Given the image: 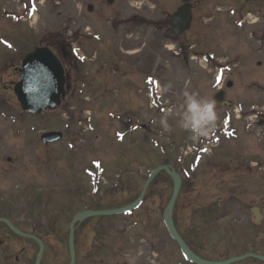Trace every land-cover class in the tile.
<instances>
[{
	"label": "rangeland",
	"instance_id": "1",
	"mask_svg": "<svg viewBox=\"0 0 264 264\" xmlns=\"http://www.w3.org/2000/svg\"><path fill=\"white\" fill-rule=\"evenodd\" d=\"M174 2L35 0L32 4V0H0V56H12L19 45H27L31 50L34 44L53 39L66 43L74 68L70 72L73 89L66 94L61 107L43 119L35 118L36 167L23 169L28 171V178H34L36 194H45L41 199L48 204L46 210L39 205L36 208L37 227L46 236L48 246L45 264L69 262V225L76 213L88 206L115 208L134 202L150 171L162 164L173 165L183 174L176 220L197 248L226 259L242 250L238 243L247 242L244 237L239 238L238 226L245 224L246 217L252 219L251 206L264 201V170L261 173L253 170L251 177L255 180L240 183L237 198L245 201V208L233 205L227 209L229 217L217 223L211 216L220 208H214L212 200L226 199L232 191L225 195L224 190L222 195L220 190L225 187L214 186L208 163L223 156L225 166L238 165L237 171L246 172L257 164L264 167V128L246 126L257 114L264 118V62L258 66L256 60L260 58L253 57L254 61L246 58L237 61L241 42L236 19L232 21L235 0H200L197 22L200 24L196 29L202 31L196 50L201 54L182 51L178 58L170 50L174 46L172 37L169 39V32L160 27L167 23L162 19L172 12ZM89 4L94 5L93 12L88 11ZM135 15L142 20L139 17L135 20ZM130 19L136 23H129ZM244 33H252V28ZM2 39L13 48L3 45ZM205 52L212 54L210 61H205ZM56 53L62 59L61 52ZM75 65L80 67L77 73ZM221 72L240 88L252 84V89L247 86V91H242L252 95L254 101L246 98L249 104L258 106L257 111L244 112L246 108L240 100L233 99L243 95L238 88L228 91L227 102L231 106L216 101L218 84L222 85L216 79ZM147 77L159 80L158 90L155 85L148 89ZM189 88L199 101L214 102L217 116L209 134L197 139L192 138L191 129L182 127L183 120L192 115L188 111ZM3 89L6 85L0 89V98L6 94ZM226 109L232 116L225 114ZM240 109L243 116L238 119ZM225 118L233 123L234 130L238 129L240 138L222 137L220 143L213 142L222 132ZM136 121L147 128L135 130ZM53 129L63 131L64 138L55 144H43L41 135ZM208 142L211 145H206ZM202 145L209 146L213 153L203 155L201 166L193 172L190 164ZM99 168L104 173L98 179ZM23 172L20 183L25 182ZM78 178H81L78 184L70 187ZM67 188L72 191L63 204ZM172 190V180L163 173L151 185L143 205L131 215L97 216L83 222L77 240L78 264L186 263L163 222ZM236 217H240V224L230 223ZM226 226L232 228L225 231ZM258 235L255 241L264 244V227ZM234 264L260 262L246 259Z\"/></svg>",
	"mask_w": 264,
	"mask_h": 264
},
{
	"label": "flooded vegetation",
	"instance_id": "2",
	"mask_svg": "<svg viewBox=\"0 0 264 264\" xmlns=\"http://www.w3.org/2000/svg\"><path fill=\"white\" fill-rule=\"evenodd\" d=\"M185 2L193 4V24L189 31L180 36H174L171 30L170 17L162 19L167 23L160 25L161 28L164 27L169 32L170 37L169 35L167 37L169 39L172 37L171 41L174 43V46L173 48H170V50H172L173 54L178 58L182 56V51L201 54L196 50V47H198L200 43L198 36L200 37L202 31L196 29V26L200 24L197 22L199 21L198 7L201 6V2L200 0H175L173 4L175 7L171 6V8L175 9ZM233 12L232 17L234 18L232 21H235L236 19V29H238V32L240 33L239 36L241 42V52L237 56V60L241 62V60L243 61L246 58L254 61L253 58H260L257 62L258 65L262 64L264 62V0H235V8ZM138 17L139 16L137 15L135 20H138ZM139 19L142 20L141 17H139ZM129 23L136 22L130 19ZM250 27L252 28V33L246 35L244 31L248 30ZM208 37H210L209 33L206 34V38ZM40 44L43 46H50L55 52H61L63 57L62 60L67 69L68 83L66 91H72L73 87L70 81L73 78L71 73L74 68L71 64L66 43L52 39L49 42L41 41ZM27 48V45H19L12 51V56L8 54L5 55V58H3V54L0 56V89L3 85H6V89H3L6 94H3L0 98V117L2 115L4 116V118L0 119V264H36L37 248L39 249V246L35 240V236H38L43 240L46 239V236L39 231L40 227H37L36 221V208L39 203H42L38 198H41L42 195L39 194L38 196L36 194L34 178H28V171L23 172V169L25 170V168L26 170H30V165L33 167V170H35L36 167L34 116L27 112H23L15 94V85L21 78V67L25 55L27 54ZM206 54L207 52L203 53V57H207ZM191 59L194 58L192 57ZM186 60L189 61L187 55ZM75 67L77 73L80 70V67L79 65H75ZM218 81L222 83V85H218L219 90L225 93L227 98L229 97V90L238 88V90L241 91L240 93L243 95L233 99L240 100L238 102H241V104L244 105V108H246L244 112L251 113L257 111L255 107L257 108L258 106L254 103L249 104L250 100L246 98L249 96V98L251 97L253 100L252 95L250 96L248 92L242 91H247L246 87L249 85L246 84L244 87L241 84L243 88H240L239 84L236 83L234 85L233 81L229 79L226 80L223 76H221ZM188 91L190 92V90ZM225 105L231 106L229 102ZM248 105L251 106L248 107ZM29 117L31 119H29ZM256 117L258 119L254 120L252 126L258 125L259 127H264V119H259L258 116ZM217 166L219 168H217ZM222 166H225V163L220 160H216L213 163L212 161H209L208 163L209 175L213 176L215 181L214 186L219 188L224 186L225 188L222 190L227 189V191H232L229 195L230 198L212 200L215 203L213 207L220 208L215 216H211V218L217 223L218 221L229 217L227 209L231 208L233 205H241V208H243L244 202L237 198V192L240 191L239 189L242 187L240 182L244 185L248 184L251 180H255V178L251 177V172L253 170L258 172L264 170L262 168H256L243 172L242 169L236 171V167L226 168ZM225 169H229L231 172H228V170ZM21 172L26 176L24 183H20ZM244 176L247 177L244 178ZM79 179L81 180V178L76 180L77 184ZM222 190H220V192ZM258 206L264 216V201L259 203ZM4 219L10 221L18 230L25 234V236L15 233ZM239 219L240 217H236L234 218V221L230 223H239ZM263 227L264 217L263 221L260 222L256 221L253 214L252 219L246 217L245 224L238 226V228H240V235L238 236L239 238L244 237L247 242L238 243V247L240 250L242 248V250L237 251L236 253L244 254L252 252L264 256V244L255 241L258 239L257 236H260L258 233H260V230ZM230 228L232 227L226 226L225 231ZM262 240H264V238ZM47 248L48 246L46 244V249ZM217 257L221 258L220 256ZM247 259H254L260 262V264H264V261L257 258L250 257ZM42 264H44V261Z\"/></svg>",
	"mask_w": 264,
	"mask_h": 264
},
{
	"label": "water",
	"instance_id": "3",
	"mask_svg": "<svg viewBox=\"0 0 264 264\" xmlns=\"http://www.w3.org/2000/svg\"><path fill=\"white\" fill-rule=\"evenodd\" d=\"M113 2V0H110ZM93 6H90V10ZM193 21L192 4L186 3L180 6L176 12L171 16V28L175 35L179 36L182 33L190 29ZM66 84V75L63 65L60 60L53 54L49 48H37L35 51L30 53L24 61V69L22 71V81L16 86V94L22 103L23 109L30 111L34 114H40L41 112L48 109H55L61 102V96L64 93ZM217 100L223 102L225 100V95L220 93L217 95ZM62 133L49 132L43 135L45 142H55L62 138ZM165 171L173 179V193L172 197L164 212V222L171 237L178 243L181 248L182 253L185 257L195 263V264H230L235 261L245 259L251 254H246L243 256L231 258L229 260H208L202 258L196 254L186 243L180 232L178 231L175 221H174V208L178 200L181 187H182V177L181 175L172 167L168 165H162L155 169L147 179L144 188L142 190L139 198L132 204L116 209L108 210H87L78 214L70 227V253L71 262L75 263L76 259V249H75V224L81 222L83 219L92 216H104V215H115L126 213L136 209L143 201L147 189L154 178L161 172ZM254 214L257 219L261 218V214L258 208L253 209ZM12 226V225H11ZM14 231L22 234L20 231L16 230L12 226ZM36 238V237H35ZM40 244V251L37 254L36 260L37 264H40L42 254L44 251V244L39 239L36 238ZM264 260L263 256H256Z\"/></svg>",
	"mask_w": 264,
	"mask_h": 264
},
{
	"label": "clouds",
	"instance_id": "4",
	"mask_svg": "<svg viewBox=\"0 0 264 264\" xmlns=\"http://www.w3.org/2000/svg\"><path fill=\"white\" fill-rule=\"evenodd\" d=\"M188 111L192 113L187 120H183L182 127L191 129L192 138L197 139L209 134L215 121V112L213 111L214 102L199 101L194 96L188 98ZM165 130H168L166 122L162 121Z\"/></svg>",
	"mask_w": 264,
	"mask_h": 264
}]
</instances>
